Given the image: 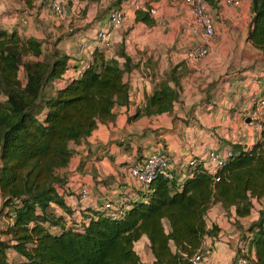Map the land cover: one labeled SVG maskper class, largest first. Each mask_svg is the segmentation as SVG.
<instances>
[{
	"label": "trees",
	"instance_id": "obj_1",
	"mask_svg": "<svg viewBox=\"0 0 264 264\" xmlns=\"http://www.w3.org/2000/svg\"><path fill=\"white\" fill-rule=\"evenodd\" d=\"M250 10L247 40L264 52V0H251ZM135 20L153 22L141 9ZM68 59L56 43L44 48L35 37L0 28V264H139L134 244L142 236L151 264H194L202 240L218 231L207 226L211 205L234 206L237 216H245L251 198L264 197V137L246 148L232 144L216 173L198 161L181 181L155 176L125 209L102 208L74 219L58 194L57 172L71 158V142L112 121L114 107L127 103L128 84L126 66L95 48L79 76L51 88L71 68ZM177 67L155 83L134 118L172 109L181 90ZM52 203L68 215L57 214ZM244 232L238 251L248 242L255 255L250 264H264V206ZM9 250L18 259H9Z\"/></svg>",
	"mask_w": 264,
	"mask_h": 264
},
{
	"label": "crops",
	"instance_id": "obj_2",
	"mask_svg": "<svg viewBox=\"0 0 264 264\" xmlns=\"http://www.w3.org/2000/svg\"><path fill=\"white\" fill-rule=\"evenodd\" d=\"M49 1L0 0V28L35 37L44 48L56 43L69 56L71 67L62 77L75 74L86 59L79 47L85 41L91 53L98 48L106 59L126 66L123 79L128 84L127 103L114 107L112 121L99 122L87 137L71 142V158L57 172V191L71 208L72 218L79 220L82 212L101 210L106 200L117 204L140 199L146 187L127 167L153 152L167 156L172 175L181 181L190 158L205 163L210 150H225L235 143L246 148L255 142L248 113L264 95V52L247 40L251 0H240L237 6L214 0L216 7L209 5L215 34L209 54L200 59H193L189 52L201 42V28L193 25L189 7L180 0H117L118 4H113L116 0H63L67 9L63 17L51 12ZM111 6L123 8L125 18L113 32L112 46L101 49L93 35L107 27ZM144 8L155 10L154 14L147 11L153 22L135 20L136 10ZM21 19L26 22L22 24ZM173 66L181 71V90L172 109L134 118L145 96ZM64 84L62 78L56 79L51 88ZM83 189L88 193L86 200L80 197ZM251 203L245 216H237L234 206L215 203L209 207L207 226L215 225L218 231L204 239L209 252L196 264H235L244 247L249 264L254 260L248 242L238 251L245 229L264 206V197H253ZM51 206L57 214L68 215L58 205ZM3 220L0 216V227ZM134 249L139 264L154 261L146 236L135 242ZM9 251L18 259L15 251Z\"/></svg>",
	"mask_w": 264,
	"mask_h": 264
},
{
	"label": "built area",
	"instance_id": "obj_3",
	"mask_svg": "<svg viewBox=\"0 0 264 264\" xmlns=\"http://www.w3.org/2000/svg\"><path fill=\"white\" fill-rule=\"evenodd\" d=\"M189 7L192 14V23L195 26L201 28V42L190 49V56L193 59H200L210 52V41L215 34L214 19L210 12V6L205 0H180ZM227 4L237 6L240 4V0H225ZM51 12L57 16H65L67 9L63 0H50L48 3ZM145 11H149L154 14V9L144 8ZM125 18V12L123 8L117 6H111L108 11V22L106 28H100L95 30L93 35V41L101 49H107L112 46L113 32L120 28ZM26 19H21V23L24 24ZM80 50L83 54H86V59L83 61L80 68L76 70L75 74L61 77L67 81L71 78L77 77L81 74L82 69L88 66L90 60L91 51L89 44L85 41L79 43ZM69 70V69H68ZM248 122L253 130L254 141L261 140L264 137V95L255 101L251 110L248 113ZM232 155L231 148L225 150L213 149L207 154L206 162L204 166L208 172L216 173L225 161ZM198 162L196 158H190L186 165H194ZM128 173L140 184L147 188L148 184L157 175H162L166 178H171L172 172L170 164L166 155L161 152H153L145 157L140 163H131L127 167ZM189 175V174H188ZM186 177V176H184ZM82 200H86L88 193L86 189L80 192ZM128 204L125 200L119 201L117 204H113L110 200H106L103 204V209H125ZM247 248L242 249L236 260L235 264H249V258H247ZM209 252V248L204 240H202L200 247L192 256L191 260L194 264L203 261Z\"/></svg>",
	"mask_w": 264,
	"mask_h": 264
},
{
	"label": "rangeland",
	"instance_id": "obj_4",
	"mask_svg": "<svg viewBox=\"0 0 264 264\" xmlns=\"http://www.w3.org/2000/svg\"><path fill=\"white\" fill-rule=\"evenodd\" d=\"M113 4H115V3H113ZM19 76H20V78L21 79H23L24 78V75L22 74V72H20V74H19ZM138 249V248H137ZM9 252V254H11V252L10 251H8ZM138 252H140L139 250H138ZM12 258V256L11 255H9V259H11Z\"/></svg>",
	"mask_w": 264,
	"mask_h": 264
}]
</instances>
